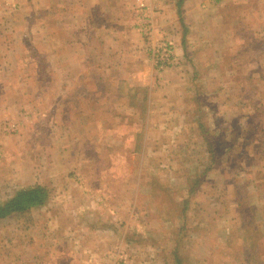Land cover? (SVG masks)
<instances>
[{
	"label": "crops",
	"instance_id": "1",
	"mask_svg": "<svg viewBox=\"0 0 264 264\" xmlns=\"http://www.w3.org/2000/svg\"><path fill=\"white\" fill-rule=\"evenodd\" d=\"M138 1L0 0V125L22 110L45 118V107L52 106L54 129L63 128L66 140L69 134L72 137L67 152L80 154L76 165L81 169L66 175L67 186L74 183L82 194L94 192L90 177L81 172L91 168L83 150L103 149L106 138L113 148L123 150L124 145H114L129 136L134 144L122 152L159 157L161 164L155 165L160 170L168 165L162 162L167 150L192 144L197 150L192 160L203 161L208 171L218 167L226 151H232L238 161L246 159L249 166L261 163L252 173H260L258 185H264V0H146L155 28L174 43L176 66L161 71L150 60L149 45L155 37L144 40L138 27ZM20 36L29 46L19 50L22 56L17 58L11 40L16 37L20 42ZM47 94H52L51 103ZM63 118L68 122L63 124ZM139 136L143 139L136 142ZM212 138L218 139L212 143ZM12 141L0 128V162L10 159ZM70 155L65 165L76 158ZM53 165L51 156L48 166ZM169 178L167 174L164 183ZM194 181L178 189L183 187L181 200L188 198L182 203L186 210L199 191L197 187L188 194ZM157 183L155 177L150 181L157 188L154 191L161 192ZM75 186L68 192L73 200L80 196ZM138 187L139 182L134 191ZM65 194L59 192L53 199H69ZM51 198L49 193L48 201ZM48 201L26 214L48 211ZM11 218L19 216L1 220ZM55 225L50 223L53 229ZM85 237L68 238L69 249L60 253L50 244L53 251L48 254L18 253L11 262L120 264L113 262V250L99 249L102 240Z\"/></svg>",
	"mask_w": 264,
	"mask_h": 264
},
{
	"label": "rangeland",
	"instance_id": "2",
	"mask_svg": "<svg viewBox=\"0 0 264 264\" xmlns=\"http://www.w3.org/2000/svg\"><path fill=\"white\" fill-rule=\"evenodd\" d=\"M23 38L20 36V42L16 37L11 40L17 58L22 53L19 50L28 45L22 42ZM61 92L64 96L63 89ZM47 95L46 100L51 103L52 94ZM43 102L47 103L45 98ZM47 106L45 118L22 110L9 120L17 126L15 133L7 134L1 129V133L14 141L9 144L13 150L10 159L7 163L0 162V203L15 191L34 185L45 187L52 198L46 206L48 211L35 210L19 218L0 220V264H13L11 260L16 259L18 253L48 254L52 250L50 244L53 248L57 246L53 250L60 253L69 249L67 239L71 234L73 238L69 239L78 241L82 236H86L85 240L94 241L95 237L102 240L103 246L99 249L113 250L112 260L120 264H127L128 256L130 264H172V253L178 254L181 264H256V259L247 261L245 256L253 240L258 245L252 248L254 254L264 249V185H258L260 173H252L260 169L261 163L249 166L250 162L238 161L229 151L222 155L219 167L203 173V161L192 160L197 150H193L191 144L167 150L162 162L168 165L160 170L162 167H156L161 164L159 157L147 159L140 152L134 156L122 152L132 148L135 141L132 136L126 138V142L124 138L115 143V147L124 145L123 150L113 148L111 140L106 138L103 149L99 146L96 150L94 146L83 150L91 168L81 172L90 177L94 192L85 190L82 194L74 183L67 186L69 179L66 178L72 174V169L80 171V165H76L80 154L73 150L76 158L71 159L72 165H65L67 154H71L70 157L73 154L67 152L71 150L72 137L69 134L66 140L63 128L54 129L53 107ZM65 119H61L63 124L68 122ZM142 139L143 136H139L136 142ZM51 156L54 165L48 166ZM167 174L169 182L164 183ZM153 177L161 192H155L157 188L150 184ZM192 179L204 180L182 214L180 193L183 187L178 189L187 187ZM137 182L138 191H134ZM74 186L80 195L76 200L68 193ZM59 192L66 193L69 199H53ZM250 206L255 208V215H251ZM148 209L151 211H146ZM167 211L169 213L165 214ZM50 223H56L55 229ZM74 229L78 230L76 235ZM130 240L135 241L132 246L128 245ZM258 257L259 263L264 264V256Z\"/></svg>",
	"mask_w": 264,
	"mask_h": 264
},
{
	"label": "trees",
	"instance_id": "3",
	"mask_svg": "<svg viewBox=\"0 0 264 264\" xmlns=\"http://www.w3.org/2000/svg\"><path fill=\"white\" fill-rule=\"evenodd\" d=\"M217 139L212 138V139H210V142L213 143ZM206 141H208V140L206 139ZM220 141H221V143H223V142H225V139H223V137L221 136ZM262 148H263V146H262ZM257 149L259 150V147H255L254 150H257ZM226 152H229V151H226ZM213 153L214 152H212V154ZM214 161H215V159H212L211 164H213ZM218 167H219V165H218ZM208 170H209L208 168L204 169L203 173L207 172ZM202 177H203V174H202ZM202 177L199 179H202ZM203 180H196V181L192 182L190 187L188 188V194L192 195L193 190L196 189ZM48 199H49V191L43 186L34 185V186L19 189V190L15 191L10 198H8L5 201L0 203V220L7 218L8 216H11V215H18V216L25 215L32 208L44 206L46 204V202L48 201ZM187 199L181 200L182 203L186 204ZM185 207L186 206L184 205V208H182V209H185ZM254 209H255L254 207L252 208L250 206L251 215H255ZM184 213H185V211L182 214H184ZM250 246L251 247L249 248V253L245 256V259L247 261H248V259L249 260L250 259H256L257 260L256 264H260L258 261L260 258L258 256H260V257L264 256L262 253V252H264V249H262V250L259 249L254 254L252 251V248L258 247V245H256V243L253 240V242H251ZM172 255L174 256V261H175L174 264H181V262L178 260V257H177L178 254L172 253Z\"/></svg>",
	"mask_w": 264,
	"mask_h": 264
},
{
	"label": "built area",
	"instance_id": "4",
	"mask_svg": "<svg viewBox=\"0 0 264 264\" xmlns=\"http://www.w3.org/2000/svg\"><path fill=\"white\" fill-rule=\"evenodd\" d=\"M136 10L140 16V24L138 25L141 30V35L145 40H151L155 37V43L149 45L150 60L155 66L157 71L163 68H173L176 66V57L174 54V43L172 39L161 32V29L155 28L153 12L149 7L148 1L139 0L137 2ZM157 38V39H156ZM1 129L7 134H12L17 131V126L8 120L1 124ZM2 150L0 146V157Z\"/></svg>",
	"mask_w": 264,
	"mask_h": 264
}]
</instances>
